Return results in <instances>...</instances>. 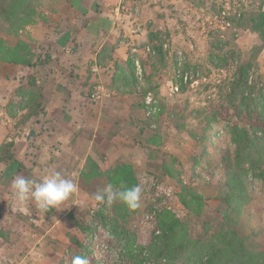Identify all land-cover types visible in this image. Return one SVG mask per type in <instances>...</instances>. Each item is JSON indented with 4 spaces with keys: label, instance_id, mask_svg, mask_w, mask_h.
I'll use <instances>...</instances> for the list:
<instances>
[{
    "label": "rangeland",
    "instance_id": "374dc122",
    "mask_svg": "<svg viewBox=\"0 0 264 264\" xmlns=\"http://www.w3.org/2000/svg\"><path fill=\"white\" fill-rule=\"evenodd\" d=\"M68 2L44 0L41 11L48 20L63 12ZM256 4L257 0L120 1L118 7L124 26L120 25L121 32L116 40L129 39L124 34H137L128 48L135 60L139 86L150 83L158 90L157 95L154 90L133 92L139 97L138 105L144 111L143 125L151 130L152 137L155 136V144L160 145L158 150L162 160L159 173L146 171L140 174L134 170L137 185L142 189L140 206L121 223L128 232L130 243L113 238L111 226L104 223L99 214H112L113 201L99 203L93 198L94 193L108 185L107 182L87 183L86 198L78 209L69 210L66 205H59L44 213L36 209L35 202L27 209L11 207V204H17L12 196V183L15 177L22 176L18 172L24 166L12 159V146L8 144L17 135L27 138L30 146H34V153L30 152L32 160L37 155L35 146L46 137L42 136L37 124L36 128L25 129L28 121L40 123L41 113L21 122L23 113L11 118L6 107L21 99L17 91L26 85L31 75L42 87L43 96L44 90L39 71L42 66L33 69L0 64V72L5 73L0 76V146H3L0 149V190H3L0 193L3 202H0V264H71L75 255L88 257L89 264H194L191 255L176 260L157 258L150 246L160 231L159 218L164 212L186 221L192 238L211 234L224 221L223 214L230 204L226 200L228 188L223 157L234 148L229 127L249 125L258 120L248 114L239 115L226 100L228 82L239 55L243 60L253 62L249 81L259 79L262 82L259 85L264 87V48L255 51L254 55V47L260 45L261 40L256 33L234 23L243 6L250 9ZM26 28L20 37L28 40L33 48L43 49L30 39ZM150 30L164 34L160 37L164 38L163 61L149 42ZM17 38L10 37L9 41ZM216 39L229 40L235 48H212ZM115 44L107 41L103 47L110 49ZM109 55L107 50L102 59ZM171 84L176 89L171 90ZM148 93L154 105L151 112L144 102ZM89 97L93 102L97 99L91 89ZM161 127L165 132L163 135ZM51 135L49 132L47 136ZM1 156L8 157L12 163L7 161L6 164ZM165 165L173 175L167 173ZM261 168L263 172L248 175L246 187L250 197L238 218V229L250 244L264 249V163ZM178 178L204 196V207L199 215L188 213L181 203Z\"/></svg>",
    "mask_w": 264,
    "mask_h": 264
},
{
    "label": "crops",
    "instance_id": "0c3cea01",
    "mask_svg": "<svg viewBox=\"0 0 264 264\" xmlns=\"http://www.w3.org/2000/svg\"><path fill=\"white\" fill-rule=\"evenodd\" d=\"M120 1L69 0L63 12L26 28L30 39L43 47L50 60L39 69L44 90L40 123L28 121L25 129L36 128L37 124L46 139L35 146L37 155L31 160L34 146H30L27 138L17 135L11 147L12 159L24 166L18 175L39 180L56 171L72 179L77 191L60 204L69 210L82 207L86 198L87 183L80 178V172L88 156L103 170L118 162L132 164L140 174L162 170L160 145L151 141V130L143 125L144 111L138 105L139 97L135 92L120 93L112 87L114 62H125L128 45L137 37V34H124L129 39L116 40L120 25L124 26L118 7ZM107 41L116 44L109 53L111 57L100 63L98 55ZM4 74L0 72V76ZM90 89L96 94L95 102L89 97ZM160 129L161 135L165 134ZM49 132L51 136H47ZM96 180L106 183L105 177L91 182ZM29 205L33 207L34 201L23 207L27 209Z\"/></svg>",
    "mask_w": 264,
    "mask_h": 264
},
{
    "label": "trees",
    "instance_id": "16d2710c",
    "mask_svg": "<svg viewBox=\"0 0 264 264\" xmlns=\"http://www.w3.org/2000/svg\"><path fill=\"white\" fill-rule=\"evenodd\" d=\"M43 3L44 0H0V64H17L35 69L49 62L47 53L42 49L33 48L28 40L20 37L28 25L47 21L46 15L41 11ZM234 23L237 27L247 28L256 33L261 40V44L254 47V55L255 51L257 53L260 48H264V0H257L256 6L250 9L243 6L239 12V18ZM163 35L161 31L148 32L149 42L152 48L156 49L161 61L164 60L165 55L164 38H160ZM13 36L19 38L9 41V38ZM218 41L216 39L212 42V48H235V44L229 40ZM111 49L103 47L98 55L100 63L104 58L103 55L107 50L110 53ZM233 52L236 54L234 50ZM110 57L109 55L108 58ZM224 61L226 63L228 59L225 57ZM252 67L251 60H243L239 55L236 69L228 82L229 91L226 94V100L229 105L239 115L248 114L258 120L257 123L249 125L234 124L229 127L228 132L234 148L223 157L228 188L226 200L230 204L223 214L224 221L211 234L192 238L186 221L177 218L173 213L164 212L159 218L160 231L150 246L157 258L176 260L184 255H191L194 264H264V249L250 244L247 237L238 229V218L242 214L243 205L250 197L246 187L248 175L263 172L261 166L264 163V87L259 85L262 84L259 79L249 81ZM114 69L112 87L118 92L131 93L140 89L142 93L154 90L155 95L158 94V90L154 89L150 83L145 87L139 86L135 73V60L131 54L123 63L115 61ZM17 94L21 99L6 107L9 117L15 118L19 112H22L23 117L20 121L26 122L42 112V87L34 76H29L26 85L21 86ZM151 141L157 143L155 136ZM8 145L12 146L13 142ZM2 147L0 146V149ZM3 157L1 156L3 162L10 161L8 157ZM164 168L169 175H173L167 165ZM98 177H105L107 184H111L114 191L137 185L132 164L118 162L103 170L95 159L88 156L80 172V178L85 183H89ZM177 182L181 203L188 213L199 215L204 207V196L180 178ZM136 209H130L117 199L113 201L112 214L104 215L103 212L99 214L102 221L111 226L112 237L116 240L124 239L128 243V232L121 223H124ZM129 255L133 256L131 251Z\"/></svg>",
    "mask_w": 264,
    "mask_h": 264
},
{
    "label": "clouds",
    "instance_id": "9594fccd",
    "mask_svg": "<svg viewBox=\"0 0 264 264\" xmlns=\"http://www.w3.org/2000/svg\"><path fill=\"white\" fill-rule=\"evenodd\" d=\"M77 191V185L72 179L65 178L60 172H51L39 180L26 176H17L12 183V196L18 206H25L30 200L35 202L38 211L47 213L50 209L66 201ZM142 189L139 185L114 191L111 184L94 193L96 202H112L119 199L130 209L140 206ZM71 264H89L86 256L75 255Z\"/></svg>",
    "mask_w": 264,
    "mask_h": 264
},
{
    "label": "built area",
    "instance_id": "2783aa9c",
    "mask_svg": "<svg viewBox=\"0 0 264 264\" xmlns=\"http://www.w3.org/2000/svg\"><path fill=\"white\" fill-rule=\"evenodd\" d=\"M171 90L176 89V86H174V84L170 85ZM95 95V93H93V96ZM144 102L146 103L147 107L149 108L148 111L151 112L154 110V105H153V100H152V96L150 95V93H148L145 97H144ZM153 106V107H152Z\"/></svg>",
    "mask_w": 264,
    "mask_h": 264
}]
</instances>
